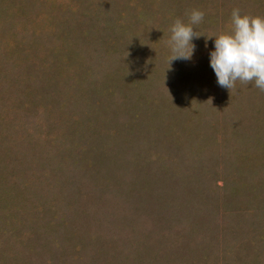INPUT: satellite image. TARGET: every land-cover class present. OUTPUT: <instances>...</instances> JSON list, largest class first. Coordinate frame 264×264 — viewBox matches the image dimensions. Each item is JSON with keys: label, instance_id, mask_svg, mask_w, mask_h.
<instances>
[{"label": "rangeland", "instance_id": "1", "mask_svg": "<svg viewBox=\"0 0 264 264\" xmlns=\"http://www.w3.org/2000/svg\"><path fill=\"white\" fill-rule=\"evenodd\" d=\"M264 0H0V264H264V91L209 65ZM204 13L173 60L176 19ZM206 36V37H205Z\"/></svg>", "mask_w": 264, "mask_h": 264}, {"label": "clouds", "instance_id": "2", "mask_svg": "<svg viewBox=\"0 0 264 264\" xmlns=\"http://www.w3.org/2000/svg\"><path fill=\"white\" fill-rule=\"evenodd\" d=\"M204 19V13L193 9L185 23L176 19L171 25L168 41L173 60L187 61L194 53L193 39L199 38L194 26ZM206 37V36H205ZM214 37L209 52V65L217 84L231 90L237 81L253 82V86L264 91V16L242 14L239 8L231 12L229 31L206 37Z\"/></svg>", "mask_w": 264, "mask_h": 264}]
</instances>
